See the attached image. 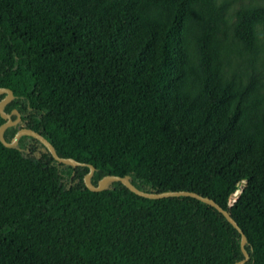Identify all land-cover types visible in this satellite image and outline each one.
Listing matches in <instances>:
<instances>
[{
	"label": "trees",
	"instance_id": "1",
	"mask_svg": "<svg viewBox=\"0 0 264 264\" xmlns=\"http://www.w3.org/2000/svg\"><path fill=\"white\" fill-rule=\"evenodd\" d=\"M217 0H0L3 110L90 182L130 177L148 193L189 191L228 211L246 264H264V73L224 74ZM199 28L195 62L184 33ZM254 53L264 7L235 12ZM264 68V61L262 62ZM5 94H0V100ZM5 122L0 117V125ZM0 143V264H238L240 233L191 197L100 192L88 167L36 139Z\"/></svg>",
	"mask_w": 264,
	"mask_h": 264
},
{
	"label": "water",
	"instance_id": "2",
	"mask_svg": "<svg viewBox=\"0 0 264 264\" xmlns=\"http://www.w3.org/2000/svg\"><path fill=\"white\" fill-rule=\"evenodd\" d=\"M0 94H5V96L0 100V117L5 120V122L0 125V143L4 147H6L8 149L19 150L17 142H18V139L22 136H29V137H32V138L38 140L47 149V151L50 153L52 158L55 161H57L58 163L63 164V165L72 166V167H85V166L88 167L89 171H88V173L85 174V176L83 178V182H84L85 187L91 192H100L105 188L107 183L112 182V181H116V182H120L124 187H126L133 194H135L139 197H142V198H146V199H162V198H169V197H191V198H194L198 201H201V202L213 207L214 209H216L240 233V235H241L240 248H241V251L244 255V259L242 261H240L238 264H246L248 262L249 254L245 249V244L247 242L245 235L243 234L241 228L238 226L236 221L230 216L229 212L225 211L223 208H221L212 199H209L207 197H203L201 195H198L197 193L189 192V191L162 192V193L144 192V191L137 189L130 182L129 176L119 177V176H114V175H107L98 181L97 186H93L90 182V178L93 175L95 168L92 165L80 163V162L74 160L73 158H62V157L58 156L54 147L52 146V144L48 140H46L42 135H40L39 133H37L31 129L21 128L20 130H18L16 132V134L11 139V141L7 142L4 139V135H3L4 130L6 128L16 124L18 122V120L13 121L11 118V114H7L3 110L4 106L7 103H9L11 100L14 99V94H13L12 90H10L8 88L0 87Z\"/></svg>",
	"mask_w": 264,
	"mask_h": 264
},
{
	"label": "rangeland",
	"instance_id": "3",
	"mask_svg": "<svg viewBox=\"0 0 264 264\" xmlns=\"http://www.w3.org/2000/svg\"><path fill=\"white\" fill-rule=\"evenodd\" d=\"M226 7L225 22L221 25L219 39L224 47V74L235 80H246L249 75L264 73V37L259 32L260 42L257 51L250 53L243 49L233 38L235 12L240 8L264 7V0H217ZM184 33L189 41V48L195 62H198V51L195 38L199 35V28L191 19H186Z\"/></svg>",
	"mask_w": 264,
	"mask_h": 264
}]
</instances>
